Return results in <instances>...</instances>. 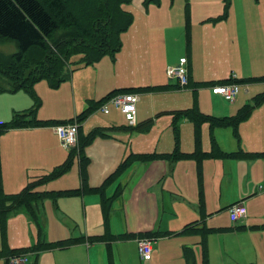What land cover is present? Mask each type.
<instances>
[{
	"label": "rangeland",
	"instance_id": "1",
	"mask_svg": "<svg viewBox=\"0 0 264 264\" xmlns=\"http://www.w3.org/2000/svg\"><path fill=\"white\" fill-rule=\"evenodd\" d=\"M192 1L198 8L206 6L218 9L221 14H227L230 18L228 24L219 26L218 32L212 34L216 49L206 57L210 62L204 67L203 65L196 67L197 78L194 81L197 83L190 81L184 87L175 86L168 91L156 94L138 91L140 99L136 106L142 104L141 116L144 114V117L142 116L140 124L130 127L129 121L120 108L115 106L109 98L103 99V97L114 88L144 85L142 83L147 81L150 74L146 71L147 65L143 66L142 63L138 65L133 62L130 50L138 48L139 41V52L143 55L142 48L144 49L146 43L155 45L168 28L174 27L179 22L177 14L171 15L165 12L159 15L157 13L171 8L180 9L183 11L185 23V8L190 6ZM65 2L74 11V15L80 20V23L90 28L96 17L98 1L65 0ZM122 8L132 15V22L120 32L122 47L118 54L105 53L97 61L88 65L78 63L81 60V54L73 55L70 65L73 69L71 78L62 81L58 86L50 85L47 79H40L33 84L32 89L38 105L34 103L30 93L24 90L20 91L22 94H26L33 103L29 109L34 110L35 115L42 120L65 121L68 124L82 110L87 108L90 110V115L78 123L81 136H86L89 133L93 135L91 141L83 149V153L89 159L86 165L87 181L90 182L92 177V179H99L96 180L98 181L96 184L100 183L117 168L126 151L125 155L133 152L147 154L154 151L157 153H172L174 151L190 153L192 149L194 151L196 148V136H198V146L201 147V150L212 151V141H214L219 145L220 150L225 151L224 149H229L231 146L238 149L239 144L242 148L241 142L248 139L245 135L241 136V130L248 133L259 130L264 133V102L253 109L251 114L240 123L242 125L240 130L238 127L237 135L230 126L216 127L211 130L207 122L196 127L193 121L183 116L178 119L175 117L185 108L197 107L199 111L212 115L223 112L227 107H238L250 101L257 92L256 87L262 86V83L251 84V90L245 92L248 89V84L229 82L236 83L239 87L236 102L234 101L236 104L230 103L222 96L214 95L212 92L214 85L222 84L220 79L228 78L233 73L237 79L264 75V0H174V2L173 0H130L123 4ZM233 17L238 19L234 22ZM221 18L223 17L218 16L215 19ZM224 19L220 21L224 22ZM238 21L240 39L237 40L238 36L234 38L231 36L233 32L228 35L226 31L229 30V25L232 28V25ZM208 23L212 24V22ZM208 23L204 22L201 26ZM188 25L186 23V26ZM65 31L67 30L61 28L57 30V33ZM140 39H144V41ZM180 39L186 43L185 29ZM132 40H135V44ZM16 47L13 40L0 37V53L12 54L17 51ZM35 55L37 53L33 54L34 57ZM136 59L140 60V56L137 55ZM142 62L144 64L146 61ZM7 81L5 75L0 74V85L6 86ZM8 94L0 90V116L3 117H6L9 105L22 102L20 97ZM152 102L155 106H152ZM103 106L107 107V112L102 110ZM74 119L73 121H76ZM57 126L59 124L55 125V132ZM118 129H124L127 135L119 133ZM102 132H105V135ZM53 134L55 133L53 132ZM56 136L59 145L57 153H61V155L63 153L65 158L68 157L70 150L62 146L57 132ZM126 142L127 145L131 144L132 150L126 146ZM77 144L76 142L74 146L76 147ZM39 157L41 158L40 155L36 156L37 162L29 167V174L51 168L48 167L50 162L45 163ZM34 159L35 156H33ZM222 159H231V161ZM180 160H184L182 161L184 163H181L184 165L180 164L178 168V173L182 174L183 179L180 189L188 201L187 206L189 207L190 202H193V218L188 216L187 221L199 219L201 220L200 225H202V228L189 235V238L193 240V247L201 253L199 264H203L202 244L205 246L207 264H259V261L264 264V227H262L264 222L259 224L261 225L259 227L250 225L244 228L230 220L228 209H222L210 215L211 211L218 209L217 203L220 199L225 175L233 171L241 178L243 169L234 165L236 163L234 159L222 156L205 157L200 166L194 158ZM105 167L108 168L101 177L100 172ZM0 183L4 193L22 189V186L16 189L8 187L5 189L1 176ZM80 184L79 156L73 154L70 157L69 169L56 178L41 184L39 188L40 190L59 191L76 188ZM261 185L264 189V182ZM174 186L176 185L174 184ZM178 187L180 186L178 185ZM172 190L178 191L177 188ZM260 195L263 196L264 202V191ZM172 202H177L174 208L178 214L184 215L189 209L183 202L180 203L177 200H172ZM42 209L44 239L51 244L59 239L84 236L87 233L85 231L95 223L94 209L91 208V204L86 203L84 195L61 194L54 198L47 197L43 201ZM37 231L36 224L28 221L23 213L9 216L4 226L0 220V252L3 254L7 249L29 246L32 241L37 240ZM171 242L173 241H169V244H172ZM125 246L131 264H139L136 244ZM69 250L72 249L50 247L41 253L38 263L41 260L43 264H53L56 259L60 263L72 261L71 257L74 253ZM0 257L5 258V255ZM116 264H118V260H116Z\"/></svg>",
	"mask_w": 264,
	"mask_h": 264
},
{
	"label": "crops",
	"instance_id": "2",
	"mask_svg": "<svg viewBox=\"0 0 264 264\" xmlns=\"http://www.w3.org/2000/svg\"><path fill=\"white\" fill-rule=\"evenodd\" d=\"M165 12H168L171 15H179V22L175 24L174 27L168 28L162 35L161 39H159V41H157L155 45L152 43H146L144 49L141 46L144 52L143 55L139 52V41L138 48H133L132 50H130V54H132L133 56L132 61L137 63L138 65H140L141 63L143 66L147 65L146 71L147 73H150L149 78L147 77V81L142 83L144 84L142 86L164 84L171 85V88L166 90L149 91L151 92V94L168 91L172 88H175V86H179V83L176 79H171V77L167 75L166 68L168 66L177 65L180 59L183 57H185L187 61L186 65L188 68L189 83L190 81L197 83V81H194L197 78L196 67L198 65H203L204 67V65L208 64L210 61H208L206 57L210 54V52L216 49V46L213 44L214 38L212 34L218 32V27L224 24H228V19L230 20L227 14H221L218 9H211L206 6L198 8L195 6V3H193V1L191 2L190 6H187L185 8V23L182 10L171 8L157 14L162 15ZM218 16L225 18L223 20L224 22L220 21L223 18L218 20L215 19ZM233 19L235 22L238 18L233 17ZM204 22H212V24L208 23L204 24V26H201ZM186 23H188L189 25L186 26ZM183 24L185 29L186 43H183L182 39H180L183 36ZM230 32H233V34H231L232 37L236 38L238 36L236 39H240L239 21L234 23L232 25V28L231 25H229V30L226 31V33L230 35ZM140 40L144 41V39ZM132 42L135 44V40H132ZM136 49L138 50V52ZM116 54H118V52ZM137 55L140 56V60L136 59ZM143 60L146 61L144 64L142 62ZM140 68L142 67L140 66ZM230 77L237 78L234 73L231 74ZM256 83H249L248 89L245 92L250 91V85ZM126 87H133V85L125 86L122 88ZM22 90L26 91L25 89H18L15 92L3 91L9 93L8 95H15L16 97H20L22 102L9 105L7 108L8 113L6 117L0 116V122H8L13 118L15 114H22L24 112H27L32 106L33 103L28 98V96L20 92ZM255 90L257 91L255 94L262 92L264 90V83H262V86L256 87ZM213 94L221 97V95L214 92ZM139 99L140 96L138 95V101ZM138 101L136 102V105ZM242 105L233 108L227 107L223 112L212 115L217 117L231 116L234 115ZM152 106H155L154 102H152ZM141 109L142 104L138 107L136 106L135 119L133 122H129L130 127L140 124L141 119L144 117V114L142 115L143 117L141 116ZM187 109L191 108H185L184 110ZM240 123L238 125L239 130L242 125ZM117 131L122 134L126 133L127 135V132L124 129H118ZM53 132L55 134H53ZM102 133L105 135V132ZM78 135L81 136L79 131ZM244 135L248 140H243L241 142L243 151L255 153L264 151V133L262 131L256 130L252 133H248L244 130H241V136L243 137ZM217 145L218 144H216V146ZM239 145L238 149L235 146H231L229 147V149H224L225 151H221L225 154L238 151L239 149H242ZM126 146H129V148H131L132 150L131 144L127 145L126 142ZM57 148H59V145L55 132V125L19 127L3 131L0 134V176L5 189L7 187L16 189L20 188V186H22L21 188L23 189L29 181L33 180L39 175L50 172L56 165L62 163L67 157L65 158L63 153L62 155L61 153L58 154ZM217 148H220L219 145L217 146ZM190 152H193V149ZM149 153L150 152H148L147 154L158 155L164 154L165 152L157 153V151H154L153 153ZM81 154L85 155L83 151ZM125 154L123 155L124 158L122 159V161L130 155L145 153L133 152L129 155ZM38 155L41 156V158H39L43 162H50L48 167L51 168H47L46 171H39L34 174H29V167L37 162L36 156ZM33 156H35L34 160ZM222 157L234 159V161H236L234 165L238 166L239 169L242 168L243 173L241 178H239V175H236V173H234L233 171L225 175V178H223L220 199L217 203L218 209H215V211H211L210 215H213V213H216L222 209H228L229 212L230 205H232L233 203L241 202L245 208V216L235 221L237 222V225L244 228L250 225H254L256 227L261 226L259 224L264 222V202L262 200L263 196L260 195V193L264 191L263 185H261L264 182V156L245 158L231 157L226 155ZM222 160L231 161V159ZM182 161L184 160L178 159L172 162L164 157H157L148 160L138 159L129 161L126 165V168L105 188L106 197H112L111 204L108 208V219L106 225L104 224L100 195L97 193H88L87 196H85V194L84 197H86V203L91 204V208L93 207L94 209L93 215L95 223L90 227L89 230L85 231L87 233H85L84 236L82 235L78 237L83 238V241L67 247H56L58 249L71 248L72 250L69 251H73L74 253L71 257L72 261L60 263L56 259L53 264H116V260H118V264H131L126 254L125 245L136 244V239L142 237L144 234H148L147 236L154 238V243L151 258L149 260L141 259L138 254V258L140 260L139 264H199L201 253L197 248L193 247L194 243L193 240L189 238V235L193 234V231H197L202 228V225H200L201 220L199 219H192L191 222L187 221L188 216H191L193 218V202L189 201L190 205L188 207V201L180 189L183 183L181 181L183 179L182 174L178 173V168L181 163H184ZM107 168L108 167L102 169V171L100 172L101 177L105 173ZM90 179V182L87 181L90 186H97L104 181L103 179L100 183L96 184L98 182L96 180H99L98 178L92 179L91 177ZM174 184L176 186L173 187ZM178 185L180 187H178ZM39 186L37 187L38 190H40ZM173 188H175V190L177 188L178 191L174 192L172 190ZM22 189H20L19 191H21ZM19 191L10 192L8 194L17 193ZM117 191H120L121 193L115 196ZM172 200L180 201V203L183 202V204L189 208L188 211H186L184 215L178 214V211L174 208L177 202H172ZM42 205L43 202L39 206L41 220L44 216ZM18 213H23L26 215L25 212L19 211L12 213L9 216ZM26 217L29 221L27 215ZM42 221L44 222V218ZM193 222L195 223L194 227L192 226L189 230L184 231L185 225ZM106 232L114 236L127 234L129 235V237L125 239H110L105 241H98L97 239H95V236L104 235ZM169 241H173L171 242L172 244H169ZM33 243L34 242L32 241L30 245H32ZM202 247L203 251H205L204 244H202ZM135 249L137 251V245ZM10 250L11 249H7L4 251L5 253L0 254V256H4L5 254H7L5 255V258L0 257V264H9L7 258L10 256ZM44 251L45 250L41 251L38 254L26 251L25 254L28 255V262L25 264H43L41 260L38 263V259L41 253H43ZM77 252H79L80 254H75ZM185 253L190 256V259L185 258ZM259 264H261L260 261Z\"/></svg>",
	"mask_w": 264,
	"mask_h": 264
},
{
	"label": "trees",
	"instance_id": "3",
	"mask_svg": "<svg viewBox=\"0 0 264 264\" xmlns=\"http://www.w3.org/2000/svg\"><path fill=\"white\" fill-rule=\"evenodd\" d=\"M96 17L87 28L80 23V20L74 15L65 0H0V37L13 40L16 43L17 51L4 55L0 53V74L5 75L8 80L6 86L0 85L1 91L15 92L18 89H25L33 97L38 105L37 99L32 91L33 84L40 79H47L52 86H58L62 81L69 79L73 69H71V58L75 54H81L80 65H88L97 61L103 54H116L121 49L120 32L125 30L132 22V15L122 8V5L130 0H97ZM150 1V0H148ZM159 1V0H152ZM64 28L65 32L58 34L57 30ZM37 53L35 57L33 54ZM222 84L229 82H241L244 84L262 82L264 75L249 76L242 78H225L220 80ZM171 88L170 84L164 85H146L138 87H126L111 90L103 99L110 98L112 95L120 92H149L162 91ZM102 101V99H100ZM264 102V90L255 94L250 101L242 105L234 115L217 117L205 114L197 107L184 110L176 114V118L183 116L194 122L196 127L203 122H208L211 130L215 127L230 126L237 135L239 123L245 120L255 107ZM30 110V109H29ZM28 110V111H29ZM22 114H15L8 122H0V134L11 128L19 127H37L47 125L67 124L65 121L42 120L35 116L34 110ZM90 113V110H82L76 115V121L71 119V123L83 121ZM79 131V127H78ZM92 134L78 136L77 146L69 149V155L62 163L56 165L50 172L39 175L29 181L27 185L17 193H4L0 183V220L2 226L5 225L10 214L23 211L31 222L37 226V240L30 246L14 248L9 251L11 254L31 253L38 254L50 247H67L83 241V238L73 237L60 239L53 244L44 239L43 221L41 220L40 204L47 197H56L58 195H85L88 193H97L101 198L103 209V219L106 225L108 219V208L112 197H106L105 188L112 182L125 168L131 160H148L157 157H164L174 162L181 158H194L198 166L202 160L209 156H231L251 158L255 156H264L262 152H247L239 149L228 154L223 153L216 144L212 143L213 149L210 152L201 150L198 136H196V148L193 152L184 153L174 151L172 153L148 155L136 154L130 155L124 159L119 166L110 173L104 181L97 186H90L87 182L86 165L88 157L82 155L84 147L91 141ZM73 154L79 156L80 178L79 187L59 191H43L37 187L44 184L61 173L66 172L70 167V157ZM117 191L115 196L119 195ZM193 223L185 225L184 231L189 230ZM264 227V224L262 225ZM144 234L142 237H150ZM151 235V234H150ZM152 236V235H151ZM127 234L118 236L105 233L95 236L98 241L110 239H125ZM1 254V252H0ZM7 255V254H5ZM187 253L185 258L190 259ZM203 264H207L206 252L203 251Z\"/></svg>",
	"mask_w": 264,
	"mask_h": 264
},
{
	"label": "built area",
	"instance_id": "4",
	"mask_svg": "<svg viewBox=\"0 0 264 264\" xmlns=\"http://www.w3.org/2000/svg\"><path fill=\"white\" fill-rule=\"evenodd\" d=\"M186 58L180 59L177 65L168 66L166 73L169 77L178 81L180 87H184L189 83L188 68ZM212 91L223 96L227 101L234 102L236 95L239 92V87L236 83H224L214 85ZM109 100L124 114L129 122H133L136 114V102L138 94L136 92H120L112 95ZM102 110L107 112V107L103 106ZM56 132L61 140L62 146L69 150L77 142L78 124L68 123L57 126ZM261 188V187H260ZM230 218L232 221L245 216V208L241 202L233 203L229 207ZM154 238L139 237L136 239L137 252L141 259L149 260L151 258ZM7 261L9 264H25L28 262V255L25 253L11 254Z\"/></svg>",
	"mask_w": 264,
	"mask_h": 264
}]
</instances>
